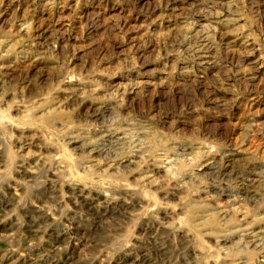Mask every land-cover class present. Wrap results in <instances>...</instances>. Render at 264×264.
I'll return each instance as SVG.
<instances>
[{
  "label": "rangeland",
  "instance_id": "374dc122",
  "mask_svg": "<svg viewBox=\"0 0 264 264\" xmlns=\"http://www.w3.org/2000/svg\"><path fill=\"white\" fill-rule=\"evenodd\" d=\"M0 264H264V0H0Z\"/></svg>",
  "mask_w": 264,
  "mask_h": 264
}]
</instances>
